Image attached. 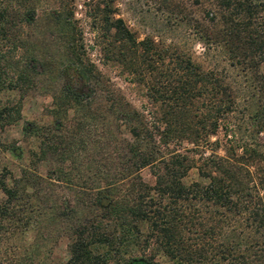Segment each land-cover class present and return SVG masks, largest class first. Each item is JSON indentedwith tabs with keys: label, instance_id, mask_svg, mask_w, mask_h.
<instances>
[{
	"label": "trees",
	"instance_id": "obj_1",
	"mask_svg": "<svg viewBox=\"0 0 264 264\" xmlns=\"http://www.w3.org/2000/svg\"><path fill=\"white\" fill-rule=\"evenodd\" d=\"M39 1L0 2V131L19 119L22 98L37 77L51 80L50 122L22 127L36 141L33 161L16 176L1 167L0 264H42L38 239L45 214L51 232L59 227L67 238L60 264H120L130 247L167 264H264V145L205 154L208 137L235 103L219 72L160 40H138L115 16L114 0H82L105 59L141 85L156 108L148 120L90 60L72 2L57 0V7L37 15ZM214 2L216 10H207L196 26L201 43L223 47L263 79L257 69L264 62V0ZM37 17L55 33L49 56L28 32ZM259 91L256 134L264 132V83ZM85 140L88 187L73 184L64 168L82 161ZM1 151L20 156L14 143L0 141ZM102 154L103 160L95 158ZM41 161L48 166L44 175L35 168ZM192 167L200 180L185 183ZM143 168L152 184L139 174ZM46 192H91L88 218L56 198L45 211Z\"/></svg>",
	"mask_w": 264,
	"mask_h": 264
},
{
	"label": "rangeland",
	"instance_id": "obj_2",
	"mask_svg": "<svg viewBox=\"0 0 264 264\" xmlns=\"http://www.w3.org/2000/svg\"><path fill=\"white\" fill-rule=\"evenodd\" d=\"M1 1L8 2V0ZM67 1L72 2L73 14L78 20L90 60L109 79V82L118 88L119 93L132 107L146 115L148 120H151L156 108L146 101L141 85L128 81L126 74L117 62L105 59L101 51V37L90 29V21L84 15L85 6L82 4V0ZM57 4V0H40L36 4V14H41L39 12L49 6L57 7ZM114 7L115 16L123 19L138 40L149 36L155 41L160 40L163 44H168L171 49L190 54L193 60L202 67L215 68L224 81L229 84L235 98L234 108L220 120L215 133L208 137L205 154L213 150L218 155H228L231 147L238 152L239 147L243 145H264V132L256 134L252 124V116L259 103V88L264 83V77L259 80L255 76V71L248 67L247 61L231 60L223 47H214L213 45L206 47L198 38L199 33L196 26L204 20L207 10H216L214 0H114ZM42 24V19L39 17L37 26H33L28 32L37 36V46L49 56L53 53L49 46L53 43L55 33L53 29L50 30L44 25L43 27ZM257 70L258 73L264 75V62L259 64ZM37 82L38 84L27 91L22 98L19 119L0 131L1 142L14 143L20 149V156L12 155L9 151L0 152V171H3L1 167L5 166L13 176L18 175L20 168L28 166L29 160L33 161L30 150L36 149V141L26 136L22 130L25 121L46 124L51 120L47 112L51 103V96L46 91L51 80L49 76L37 77ZM7 95L12 96V94ZM89 136L92 139L93 136ZM90 141L92 142V140ZM84 143L83 147L86 148V152L82 161L78 159L73 164L66 162L64 168L69 172L73 184L88 187L90 183L87 167L89 165L88 160L91 158L88 151L90 143L88 142L87 145L86 140ZM183 146L188 145L183 143ZM104 157L105 154H102L95 158L103 160ZM47 167L45 161L35 165L36 171L41 175L45 174ZM139 174L146 183H153V177L147 168L141 169ZM183 180L185 183L200 180L197 170L194 167L190 168ZM90 193L46 192L42 197L43 208L46 211L45 207L53 198H56L59 203L66 202L76 206L83 211L85 218H88V210L92 208ZM48 221V215L45 214L42 220V231L38 239V244L43 250V253L40 254V261L42 264H60L68 255L67 238L64 232L57 227L58 225H56L57 231L52 233L51 224ZM33 235L34 232L31 231L29 237H33ZM148 254L147 251L141 253L136 247H130L123 253L122 261L119 262L126 264L125 261H128L129 264L133 260L140 259L146 264H167L159 256L148 259ZM110 264H115V262L111 260Z\"/></svg>",
	"mask_w": 264,
	"mask_h": 264
},
{
	"label": "flooded vegetation",
	"instance_id": "obj_3",
	"mask_svg": "<svg viewBox=\"0 0 264 264\" xmlns=\"http://www.w3.org/2000/svg\"><path fill=\"white\" fill-rule=\"evenodd\" d=\"M129 264H146V263L144 261H142V260H133Z\"/></svg>",
	"mask_w": 264,
	"mask_h": 264
}]
</instances>
